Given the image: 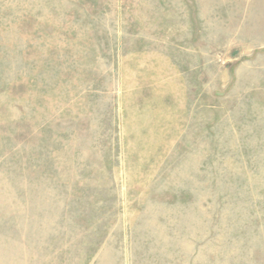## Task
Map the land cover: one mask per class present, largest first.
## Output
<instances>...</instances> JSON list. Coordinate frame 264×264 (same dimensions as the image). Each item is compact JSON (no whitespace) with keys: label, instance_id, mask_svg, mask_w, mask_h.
<instances>
[{"label":"rangeland","instance_id":"obj_1","mask_svg":"<svg viewBox=\"0 0 264 264\" xmlns=\"http://www.w3.org/2000/svg\"><path fill=\"white\" fill-rule=\"evenodd\" d=\"M0 264H264V0H0Z\"/></svg>","mask_w":264,"mask_h":264}]
</instances>
